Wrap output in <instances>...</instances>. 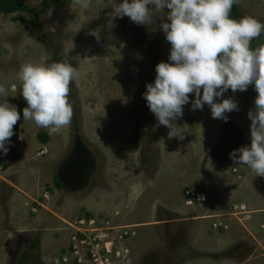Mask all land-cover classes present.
Instances as JSON below:
<instances>
[{"label":"rangeland","instance_id":"374dc122","mask_svg":"<svg viewBox=\"0 0 264 264\" xmlns=\"http://www.w3.org/2000/svg\"><path fill=\"white\" fill-rule=\"evenodd\" d=\"M13 1L39 13L48 0ZM120 2L92 0L88 9L74 0L51 5L39 15L43 31L22 12L0 14V84L21 115L9 151L0 153V264H17L25 254L23 264H63L71 236L94 231L75 228L82 218L107 220L99 229L111 227L113 235L129 232V264H264V177L229 155L250 146L254 85L216 99L238 105L225 114L227 122L213 119L206 104L193 110L190 94L175 121L186 130L184 139L169 138L143 98L155 66L170 62L171 45L160 28L169 10L154 13L148 26L128 17L123 24L113 16ZM237 6L242 17L264 22V0ZM71 40L68 59L81 73L69 95L74 115L70 127L49 135L23 120L27 103L18 71L29 60L51 63L55 55L61 61ZM74 137L95 168L78 193L53 185ZM36 237L39 244L31 247Z\"/></svg>","mask_w":264,"mask_h":264},{"label":"clouds","instance_id":"9594fccd","mask_svg":"<svg viewBox=\"0 0 264 264\" xmlns=\"http://www.w3.org/2000/svg\"><path fill=\"white\" fill-rule=\"evenodd\" d=\"M88 9L92 0H74ZM239 0H122L113 8L114 17L127 16L137 25H151L154 13L165 8L167 21L160 24L171 45L168 60L155 66V79L146 84L143 93L149 111L158 123L169 129L168 137L184 139L186 130L175 121L183 115V106L193 110L208 105L213 119L227 122L226 113L238 111L232 98L221 99L227 90L247 91L254 85L257 93L254 109L248 111L250 146H242L229 155L236 164L251 169L255 176L264 177V44L253 48V41L264 33V23L251 15L231 18L233 5ZM153 5L150 9L148 6ZM97 40L99 31H93ZM73 40L65 48L59 62L26 61L18 71L22 82L21 94L27 106L23 120L32 121L49 135L70 127L74 110L69 95L71 84L81 73L68 59L74 50ZM15 89V86H13ZM4 84H0V153L7 154L13 128L21 120L17 107L9 103ZM238 154V155H237ZM226 228V227H225ZM224 229V228H223Z\"/></svg>","mask_w":264,"mask_h":264},{"label":"built area","instance_id":"2783aa9c","mask_svg":"<svg viewBox=\"0 0 264 264\" xmlns=\"http://www.w3.org/2000/svg\"><path fill=\"white\" fill-rule=\"evenodd\" d=\"M76 224V229L90 226L94 231L88 232L85 228V232H76L71 236L61 256L63 264H129L127 257L130 250L126 244L131 236L129 232L116 229L113 235V232H107L111 227L99 229L108 224L107 220L99 223L92 218H82Z\"/></svg>","mask_w":264,"mask_h":264},{"label":"flooded vegetation","instance_id":"af4514ba","mask_svg":"<svg viewBox=\"0 0 264 264\" xmlns=\"http://www.w3.org/2000/svg\"><path fill=\"white\" fill-rule=\"evenodd\" d=\"M72 143L69 153L58 164L53 179L56 176L61 182L63 188L60 190L78 193L88 187L95 168L87 147L77 137Z\"/></svg>","mask_w":264,"mask_h":264},{"label":"trees","instance_id":"16d2710c","mask_svg":"<svg viewBox=\"0 0 264 264\" xmlns=\"http://www.w3.org/2000/svg\"><path fill=\"white\" fill-rule=\"evenodd\" d=\"M67 0H48L45 1L41 11L38 13L37 11L33 10L30 6H28L27 4H24L22 2H18V1H13V0H0V14H13L16 12H22L24 14H26L29 19L31 24L33 25L34 28H38L39 30L43 31V28L41 27V21L39 19V15L40 13L45 12V10L47 9V7L51 6V5H60L62 3H65ZM231 18L234 19H240L242 18V15L240 14V10L236 5H233L231 13H230ZM123 24H127V16L122 18ZM264 23V22H262ZM260 44H264V33L261 34V36L253 41V48L259 46ZM52 62H57V58L54 55ZM51 62V63H52ZM39 139L42 143H46L48 141V135L44 132L39 134ZM53 185L58 188V189H62L63 186L61 184V182L59 181V179L55 176V178L53 179ZM39 244V238L36 237L31 241L30 246L31 247H36ZM27 254L22 256V259L25 260ZM23 260H21L20 262H18L17 264H23Z\"/></svg>","mask_w":264,"mask_h":264},{"label":"bare ground","instance_id":"6f19581e","mask_svg":"<svg viewBox=\"0 0 264 264\" xmlns=\"http://www.w3.org/2000/svg\"><path fill=\"white\" fill-rule=\"evenodd\" d=\"M199 197V196H198Z\"/></svg>","mask_w":264,"mask_h":264},{"label":"crops","instance_id":"0c3cea01","mask_svg":"<svg viewBox=\"0 0 264 264\" xmlns=\"http://www.w3.org/2000/svg\"><path fill=\"white\" fill-rule=\"evenodd\" d=\"M221 216V215H220Z\"/></svg>","mask_w":264,"mask_h":264},{"label":"water","instance_id":"95a60500","mask_svg":"<svg viewBox=\"0 0 264 264\" xmlns=\"http://www.w3.org/2000/svg\"><path fill=\"white\" fill-rule=\"evenodd\" d=\"M78 139V138H77Z\"/></svg>","mask_w":264,"mask_h":264}]
</instances>
